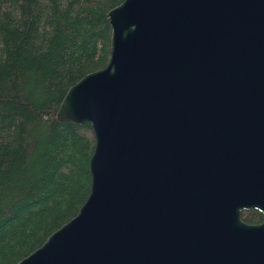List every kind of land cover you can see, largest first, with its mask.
Instances as JSON below:
<instances>
[{
	"label": "water",
	"instance_id": "water-1",
	"mask_svg": "<svg viewBox=\"0 0 264 264\" xmlns=\"http://www.w3.org/2000/svg\"><path fill=\"white\" fill-rule=\"evenodd\" d=\"M106 16L105 64L55 109L89 124L88 193L15 264H264V0Z\"/></svg>",
	"mask_w": 264,
	"mask_h": 264
},
{
	"label": "trees",
	"instance_id": "trees-1",
	"mask_svg": "<svg viewBox=\"0 0 264 264\" xmlns=\"http://www.w3.org/2000/svg\"><path fill=\"white\" fill-rule=\"evenodd\" d=\"M120 1L0 0V264L38 246L88 193L89 124L58 120L55 109L70 84L105 64L106 12Z\"/></svg>",
	"mask_w": 264,
	"mask_h": 264
},
{
	"label": "flooded vegetation",
	"instance_id": "flooded-vegetation-1",
	"mask_svg": "<svg viewBox=\"0 0 264 264\" xmlns=\"http://www.w3.org/2000/svg\"><path fill=\"white\" fill-rule=\"evenodd\" d=\"M260 222V221H259ZM258 223V222H257Z\"/></svg>",
	"mask_w": 264,
	"mask_h": 264
}]
</instances>
